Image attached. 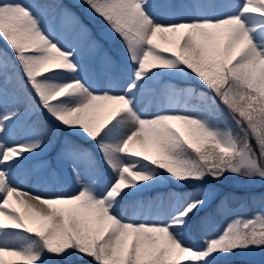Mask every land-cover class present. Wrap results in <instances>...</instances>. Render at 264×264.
<instances>
[{"label":"snow or ice","instance_id":"snow-or-ice-1","mask_svg":"<svg viewBox=\"0 0 264 264\" xmlns=\"http://www.w3.org/2000/svg\"><path fill=\"white\" fill-rule=\"evenodd\" d=\"M83 2L123 45L128 75L119 91L94 87L79 53L52 34L32 0H0V264H45L46 256L53 264H226L264 248V210L233 215L210 233L202 218L203 238L190 239L193 217L213 195L209 178L264 181V0ZM149 102L155 111L142 107ZM25 112L46 115L57 135L91 142L64 139L59 156L73 165L74 192L33 195L12 183V165L45 143L35 129L6 139ZM166 181L192 191L168 193L172 203L156 218L136 219L139 201H128L132 216L121 215L126 197Z\"/></svg>","mask_w":264,"mask_h":264},{"label":"rangeland","instance_id":"rangeland-1","mask_svg":"<svg viewBox=\"0 0 264 264\" xmlns=\"http://www.w3.org/2000/svg\"><path fill=\"white\" fill-rule=\"evenodd\" d=\"M222 1L226 2L225 5L237 2V0ZM32 2L38 6L45 24L52 34L67 47H71L79 53L78 59L85 67L83 73L95 85L94 87L98 91L102 88L107 90L109 87L119 91L127 79L128 71L124 61L123 48L119 51L118 56L113 50L109 49L105 42V39H110L113 36L108 28H104L103 36L98 37L96 31L93 30L89 22L82 18L77 10L65 5L55 13H51L49 6L41 0H32ZM152 2L157 3L158 0H152ZM215 2L218 3V0H215ZM228 10L230 9L227 7L217 9V11ZM65 12L71 14L73 18L66 17ZM121 46L123 47L122 44ZM103 77L109 78V83H105L100 87ZM174 78L176 77L165 75L163 80H171L173 83L179 84ZM105 81L107 82V80ZM142 107H145L144 109L147 112L155 111V107L150 102L142 105ZM107 113L108 111L101 108L97 115L100 119H103L107 116ZM35 123L36 118L25 119L21 115L6 134V139L9 141L24 140L33 129L37 130ZM59 134H61V129ZM69 134V132L64 134L63 141L65 137L70 140ZM52 141H55V139H47L42 149L30 154L21 164L12 165V183L14 185H18L21 190L30 192L33 195L44 196L54 192H74L78 188L79 182L71 170L72 163L67 158L59 156L63 146L54 150L50 147ZM109 176L108 169H102L101 174L97 177V183L101 188L107 183ZM221 180V185L229 188L237 187L242 191L247 190L249 194H254L252 195L254 199L248 205L244 202L230 205L226 196H220L221 185L214 181L205 182V186L212 191L213 195L208 205L193 217V231L190 235L192 242H198L203 238L202 230L198 227L202 218H208L209 223L205 230L210 233L218 230L233 215L251 216L254 212L264 210V181L259 178L249 181L230 173L226 174L224 179ZM180 191H192V187L182 189L180 186L172 184L171 181L149 186L126 197L119 211L126 218L130 217L133 215V210L128 206V201H139L142 202L143 208L137 212L135 218L139 220L156 218L157 215H162L163 211L172 203L168 198V193ZM236 257L238 261H228L226 264H264V248H252L247 252L238 253Z\"/></svg>","mask_w":264,"mask_h":264},{"label":"trees","instance_id":"trees-1","mask_svg":"<svg viewBox=\"0 0 264 264\" xmlns=\"http://www.w3.org/2000/svg\"><path fill=\"white\" fill-rule=\"evenodd\" d=\"M41 1L43 3H46L49 6V10L51 13H55V11H58L62 6H65V5L67 7H70V8L77 10L81 14L82 18L85 19L87 22H89V24L92 26L93 30L96 31L98 37L103 36L102 32H103L104 28H108L103 20H101L99 17L95 16L90 11V9L83 2V0H41ZM105 42L109 48L111 47L116 52L121 51L122 46H121V42L119 40V37H116L113 35L112 38L105 39ZM0 47L7 48V45L4 43V41L2 39H0ZM174 80H177L178 83L181 85L191 84L197 89H200L202 87V85L199 84L195 80H190L187 78H179V77L174 78ZM204 90L208 91L206 88ZM12 91H13V86L10 85L9 86L10 94ZM209 94L211 95L210 92H209ZM20 100L21 101L24 100V96L22 93H20ZM221 107L223 108V105H221ZM225 114L227 115V109H225ZM22 115L25 119H30L32 117L36 118V123H35L36 128L38 129L39 134L43 137V139L45 141L47 139L48 140H54L55 139V141H52V143L50 145L51 148H54V150H57L58 148H60L61 146L64 145L63 137L67 131L64 129H61V134L57 135L56 133H54L50 127V122L48 121L46 115L41 117L39 114H32L31 112H25ZM228 123L235 130L236 126L234 124H232L230 116L228 118ZM69 138H70L69 141L74 143V144H80V145H83L85 147H91V142L88 141L87 139H85L84 137L80 136V135L70 133ZM252 144H253V147L255 148L256 145H255L254 140L252 141ZM104 169H106V168H104ZM207 181H209V182L214 181V182H217L219 185H221V183H222L221 182L222 180H212L211 178H209ZM172 184H173V182H172ZM221 186H222V189L220 192V196L221 195L226 196L228 199V203L230 205H236V203H238V202H244L246 205H248L252 201V199H254V197L252 196L254 194H249V192L247 190L242 191L240 188H237V187H235V188L230 187L229 188L228 186H225V185H221ZM44 259H45V264H53L55 258L52 256H46ZM236 259H237L236 255L232 256V257H228V258H226V263L228 261H230V262L238 261ZM76 264H92V262L88 258L78 257V258H76Z\"/></svg>","mask_w":264,"mask_h":264},{"label":"bare ground","instance_id":"bare-ground-1","mask_svg":"<svg viewBox=\"0 0 264 264\" xmlns=\"http://www.w3.org/2000/svg\"><path fill=\"white\" fill-rule=\"evenodd\" d=\"M217 2V1H216ZM218 3L219 4H222V5H225L226 4V2H224V1H222V0H218ZM83 68H85L84 66H83ZM105 80H107V82L105 81ZM101 84H100V87L101 86H103V84H105V83H109V78H107V77H103L102 79H101V82H100ZM95 86V85H94ZM102 90H103V88H102ZM103 108V110L105 111H108V108L107 107H102ZM143 108H145V107H143ZM25 199H27V197H25Z\"/></svg>","mask_w":264,"mask_h":264}]
</instances>
